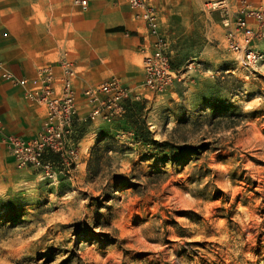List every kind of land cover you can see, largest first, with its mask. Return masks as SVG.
Segmentation results:
<instances>
[{
  "label": "rangeland",
  "instance_id": "374dc122",
  "mask_svg": "<svg viewBox=\"0 0 264 264\" xmlns=\"http://www.w3.org/2000/svg\"><path fill=\"white\" fill-rule=\"evenodd\" d=\"M75 1L5 6L37 78L73 67L76 114L53 177L18 168L0 131V264H264V36L252 67L225 38L264 0ZM157 36L175 77L151 94ZM109 80L129 90L124 113L92 121L84 91Z\"/></svg>",
  "mask_w": 264,
  "mask_h": 264
},
{
  "label": "built area",
  "instance_id": "2783aa9c",
  "mask_svg": "<svg viewBox=\"0 0 264 264\" xmlns=\"http://www.w3.org/2000/svg\"><path fill=\"white\" fill-rule=\"evenodd\" d=\"M84 5L85 0H76ZM133 8H141L139 0H129ZM152 11V10H151ZM149 11L144 17L153 25L154 16ZM253 20L252 21H250ZM257 24L255 28L254 24ZM228 26V23L225 24ZM152 29V34H155ZM264 36V12L247 10L245 15L237 16L233 27H227L226 42L229 49L237 54L239 63L244 67L254 66L262 55L254 48L255 36ZM167 44L157 36L152 51H144L143 87L151 94H162L175 77L169 66ZM63 76L59 80V91H56V77L51 66H45L38 71V87L29 91L26 97L45 104V116L40 131L30 138L6 136L3 140L8 147L15 165L20 168L39 169L46 177L56 175L57 167L48 159L49 154H55L61 159L65 157L71 145L72 123L76 114L75 91L72 84L74 69L68 62L61 64ZM0 70L5 72L0 63ZM5 75L11 78L9 72ZM24 83V82H23ZM129 90L116 80L102 82L87 88L84 96L90 106L89 119L101 118L110 122L124 113L123 101L128 97ZM2 121L0 119V131Z\"/></svg>",
  "mask_w": 264,
  "mask_h": 264
},
{
  "label": "crops",
  "instance_id": "0c3cea01",
  "mask_svg": "<svg viewBox=\"0 0 264 264\" xmlns=\"http://www.w3.org/2000/svg\"><path fill=\"white\" fill-rule=\"evenodd\" d=\"M13 2L15 0H0V63L5 72L11 75L9 78L0 70V119L5 134L30 138L40 130L46 108L43 102L26 98V94L39 83L33 64L38 61L20 52L22 39L19 35L22 31L18 22L15 25L16 31L15 26H12L8 34L4 31L6 20L12 13L11 7L5 6ZM56 81V91H59V80ZM82 114L78 112V115Z\"/></svg>",
  "mask_w": 264,
  "mask_h": 264
},
{
  "label": "trees",
  "instance_id": "16d2710c",
  "mask_svg": "<svg viewBox=\"0 0 264 264\" xmlns=\"http://www.w3.org/2000/svg\"><path fill=\"white\" fill-rule=\"evenodd\" d=\"M112 31H117V32H121V31H123V29L121 28V27H118V28H115L114 30H112ZM56 157V155L55 154H49V158H55Z\"/></svg>",
  "mask_w": 264,
  "mask_h": 264
}]
</instances>
